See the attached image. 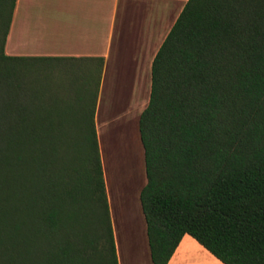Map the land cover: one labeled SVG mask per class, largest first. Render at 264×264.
Wrapping results in <instances>:
<instances>
[{
	"label": "trees",
	"instance_id": "1",
	"mask_svg": "<svg viewBox=\"0 0 264 264\" xmlns=\"http://www.w3.org/2000/svg\"><path fill=\"white\" fill-rule=\"evenodd\" d=\"M0 0V264H118L95 125L103 57L5 52ZM152 264L185 234L264 264V0H187L138 119Z\"/></svg>",
	"mask_w": 264,
	"mask_h": 264
},
{
	"label": "crops",
	"instance_id": "2",
	"mask_svg": "<svg viewBox=\"0 0 264 264\" xmlns=\"http://www.w3.org/2000/svg\"><path fill=\"white\" fill-rule=\"evenodd\" d=\"M186 2L16 0L5 52L23 56L103 57L95 110L99 142L112 122L139 119L149 100L153 58ZM105 94L108 96L103 99ZM133 137L130 131L125 139L127 159L134 162L128 171L132 172L130 179L139 183L140 152ZM105 186L118 264H152L143 213L141 227L125 232L122 250L111 214L107 181ZM134 232L135 236L141 234L140 245L133 239ZM167 264L224 263L192 236L185 234Z\"/></svg>",
	"mask_w": 264,
	"mask_h": 264
},
{
	"label": "rangeland",
	"instance_id": "3",
	"mask_svg": "<svg viewBox=\"0 0 264 264\" xmlns=\"http://www.w3.org/2000/svg\"><path fill=\"white\" fill-rule=\"evenodd\" d=\"M107 96L108 94L103 95V99L107 98ZM130 131L133 132V142L140 152L138 158L141 167L139 170L141 171V181L139 183H136L135 179H130L132 172L128 171L133 168L134 163L131 159H127L129 155H127L128 151L125 144ZM99 145L104 178L108 185L111 214L113 215V221L123 250L126 239L124 238L125 232L128 233V230L136 231L140 228L142 219L139 194L146 181V175L144 150L140 140L137 118L112 122L101 138H99ZM134 233L133 239L136 244L140 245L141 234L135 236L136 232Z\"/></svg>",
	"mask_w": 264,
	"mask_h": 264
}]
</instances>
